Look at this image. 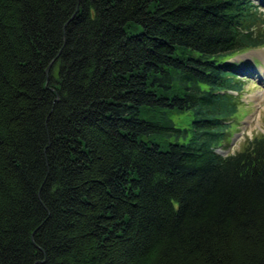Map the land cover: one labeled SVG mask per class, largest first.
<instances>
[{
	"label": "trees",
	"instance_id": "16d2710c",
	"mask_svg": "<svg viewBox=\"0 0 264 264\" xmlns=\"http://www.w3.org/2000/svg\"><path fill=\"white\" fill-rule=\"evenodd\" d=\"M261 6L0 0V264H264V134L217 151Z\"/></svg>",
	"mask_w": 264,
	"mask_h": 264
},
{
	"label": "rangeland",
	"instance_id": "374dc122",
	"mask_svg": "<svg viewBox=\"0 0 264 264\" xmlns=\"http://www.w3.org/2000/svg\"><path fill=\"white\" fill-rule=\"evenodd\" d=\"M254 3H262V15L264 19V1L252 0ZM264 24L263 23L261 25ZM234 61L233 70L237 72V78H243L244 84L238 99L242 105L232 121L234 125L229 128L231 135L227 146L229 152L240 149L248 138L253 135L264 134V45L254 47L243 52H236L228 59ZM242 61H247L242 63ZM246 71V72H245ZM170 117L175 125L186 130L184 134L171 133L166 139L182 142L187 140L191 131V117L185 113H172Z\"/></svg>",
	"mask_w": 264,
	"mask_h": 264
},
{
	"label": "water",
	"instance_id": "95a60500",
	"mask_svg": "<svg viewBox=\"0 0 264 264\" xmlns=\"http://www.w3.org/2000/svg\"><path fill=\"white\" fill-rule=\"evenodd\" d=\"M48 68V67H47ZM217 151L220 153V154H226V152H227V149H220V148H218L217 149Z\"/></svg>",
	"mask_w": 264,
	"mask_h": 264
}]
</instances>
